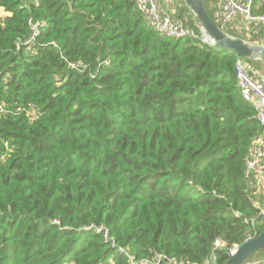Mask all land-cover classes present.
<instances>
[{
	"label": "trees",
	"instance_id": "trees-1",
	"mask_svg": "<svg viewBox=\"0 0 264 264\" xmlns=\"http://www.w3.org/2000/svg\"><path fill=\"white\" fill-rule=\"evenodd\" d=\"M170 1L195 38L155 31L135 0H0V264H223L264 230L238 55Z\"/></svg>",
	"mask_w": 264,
	"mask_h": 264
},
{
	"label": "built area",
	"instance_id": "built-area-1",
	"mask_svg": "<svg viewBox=\"0 0 264 264\" xmlns=\"http://www.w3.org/2000/svg\"><path fill=\"white\" fill-rule=\"evenodd\" d=\"M206 1L209 3L212 16L221 25L231 22L238 16L246 17L249 22L264 25V13L259 15H253L251 13V0H248L246 3L239 0ZM135 6L138 11L145 16L147 24L160 34L175 39L196 37L195 30L183 25L178 19H176L172 13L173 11H162L159 6V0H135ZM221 25L219 26L222 28ZM31 28V34L23 41V45H26L27 50L33 51L32 44L34 43L38 28L36 25H33ZM198 39L201 42H206L204 40V34L201 31ZM248 61L249 59L247 58L240 56L236 57L234 63L235 77L237 79V85L240 89V94L242 98L248 101L254 108L256 120L262 127V131L252 140L244 173L248 178L254 177L264 181V72L257 73V71L250 66ZM70 67L81 70L84 68V65L82 63L73 62L70 63ZM257 204L259 206V216L264 217V194L262 195V202ZM96 229L98 231L102 230L101 227H96ZM254 235L256 234L248 236L246 239L251 238ZM103 237L106 238L105 232H103ZM220 245V241L217 240L214 248H217ZM119 250L120 252L125 251L123 248ZM210 257L211 263L209 264H219L213 253ZM164 259L165 257L163 254H157L153 258L155 262H160ZM169 261H172V259L170 258ZM251 261L246 264H255ZM140 264H148V261L143 260ZM186 264L193 263L186 262Z\"/></svg>",
	"mask_w": 264,
	"mask_h": 264
},
{
	"label": "water",
	"instance_id": "water-1",
	"mask_svg": "<svg viewBox=\"0 0 264 264\" xmlns=\"http://www.w3.org/2000/svg\"><path fill=\"white\" fill-rule=\"evenodd\" d=\"M183 1L192 17L196 20L200 31L203 34L205 32L212 39L213 42L209 44L215 45L219 49L231 50L234 54L255 60L263 66L264 44L248 42L227 33L211 17L202 0ZM258 57L263 58V61H258ZM258 252H264V230L235 246L223 264H246Z\"/></svg>",
	"mask_w": 264,
	"mask_h": 264
},
{
	"label": "crops",
	"instance_id": "crops-1",
	"mask_svg": "<svg viewBox=\"0 0 264 264\" xmlns=\"http://www.w3.org/2000/svg\"><path fill=\"white\" fill-rule=\"evenodd\" d=\"M239 1L246 3L248 0H239ZM255 1L258 5L264 4V0H255ZM159 6L162 11H173L172 3L170 0H159ZM235 19L229 22V23H232V27H233L232 30L234 31V33L237 34V36L235 35L233 36L241 38L248 42L258 43L261 45L264 44V30L259 29L261 31H258L256 28V26H261L264 29L263 27L264 25H254V23L249 22V20L246 19V17L244 16H239L236 20ZM240 27H242V29L244 30V36L241 35V31L239 29ZM254 35L259 36L260 37L259 39H262L263 41L257 42V41H251L248 39L250 36H254ZM249 60L250 61L248 62L250 66L254 68L257 71V73L264 72V66H262L260 63L256 62L255 60H252V59H249ZM254 179H255L253 183V187L255 190L254 192L256 194H260L262 197V195L264 194V181H262L261 179H257V178H254ZM260 202H262V200ZM260 264H264V260Z\"/></svg>",
	"mask_w": 264,
	"mask_h": 264
},
{
	"label": "rangeland",
	"instance_id": "rangeland-1",
	"mask_svg": "<svg viewBox=\"0 0 264 264\" xmlns=\"http://www.w3.org/2000/svg\"><path fill=\"white\" fill-rule=\"evenodd\" d=\"M0 15L3 16V15H7V13H5L3 11L2 13V10L0 9ZM251 262L255 263V264H260L263 260H264V252H258L256 253L252 258H251Z\"/></svg>",
	"mask_w": 264,
	"mask_h": 264
},
{
	"label": "bare ground",
	"instance_id": "bare-ground-1",
	"mask_svg": "<svg viewBox=\"0 0 264 264\" xmlns=\"http://www.w3.org/2000/svg\"><path fill=\"white\" fill-rule=\"evenodd\" d=\"M204 40H205L207 43L213 42L212 39H211L208 35H206L205 32H204ZM262 59H263V58H260V57L257 58V60L260 61V62L263 61ZM262 64H263V66H264V61L262 62Z\"/></svg>",
	"mask_w": 264,
	"mask_h": 264
}]
</instances>
